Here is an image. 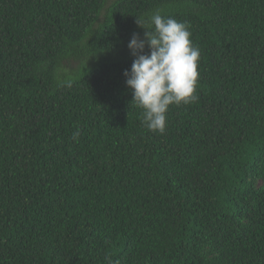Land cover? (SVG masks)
<instances>
[{
	"label": "trees",
	"instance_id": "16d2710c",
	"mask_svg": "<svg viewBox=\"0 0 264 264\" xmlns=\"http://www.w3.org/2000/svg\"><path fill=\"white\" fill-rule=\"evenodd\" d=\"M155 12L199 49L163 133L124 76ZM0 264H264V0H0Z\"/></svg>",
	"mask_w": 264,
	"mask_h": 264
},
{
	"label": "clouds",
	"instance_id": "9594fccd",
	"mask_svg": "<svg viewBox=\"0 0 264 264\" xmlns=\"http://www.w3.org/2000/svg\"><path fill=\"white\" fill-rule=\"evenodd\" d=\"M136 22L147 31L144 39L133 34L128 43L134 60L130 70L124 72L126 85L132 92V102L141 109V123L151 132L163 133L170 105L198 99L199 49L192 45L188 26L174 18L155 12Z\"/></svg>",
	"mask_w": 264,
	"mask_h": 264
}]
</instances>
